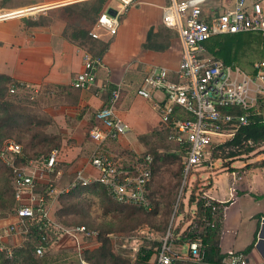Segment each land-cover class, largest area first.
Returning a JSON list of instances; mask_svg holds the SVG:
<instances>
[{"label": "built area", "instance_id": "1", "mask_svg": "<svg viewBox=\"0 0 264 264\" xmlns=\"http://www.w3.org/2000/svg\"><path fill=\"white\" fill-rule=\"evenodd\" d=\"M111 1V0H109ZM116 1L114 15L103 11L88 31L92 40L117 33L119 18L136 0ZM206 0H168L161 15L162 25L174 31L181 45V56L175 71L166 68H152L144 77L136 94L154 101L158 110L160 127L165 130L167 141L177 147L181 154V185L175 207L181 201L189 185V176L201 165H210L216 146L233 137L240 126L249 124L250 116H260L264 121V60L254 61L250 71L239 66H230L207 53L204 43L213 36L259 33L264 35V0H234L231 8L221 12H203ZM34 8L0 15V20L29 16ZM103 64L101 56L88 52L83 54L82 70L72 79L74 89L95 87L97 93L107 97L104 105L95 112L98 127L89 132L95 143L90 156V165L97 172L93 179L86 177L82 170L76 171L73 180L65 188L54 185L51 174L57 166V150L46 157L18 163L21 148L6 141L0 147V160L10 170L13 197L16 207L13 220L0 226V252L7 257L12 254L8 240L14 235L26 236L35 230L39 233L35 253L42 256L48 242V231L55 227L63 237L70 239L80 254L89 247L86 240L95 244L98 233L85 226L63 228L51 221L49 204L52 199L75 189L97 183L116 204L149 209L147 186L151 179L153 159L150 154L134 151L116 157L109 155L103 144L115 141L125 135L128 127L117 117L115 110L120 90L108 81L97 85V69ZM37 94L38 89L15 83L9 86L13 94L27 89ZM30 90V91H29ZM156 93L161 98L154 99ZM240 109V114L233 110ZM178 109V110H176ZM229 109V111H224ZM206 205L210 199L202 194ZM212 210L217 208L212 206ZM264 219L262 220V222ZM112 234H106L111 237ZM146 238L154 240L152 232ZM171 227L159 238L161 244L154 257V264H200L203 260L201 244L187 243L186 253L172 250ZM81 264H87L80 259ZM222 264H248L242 253H229Z\"/></svg>", "mask_w": 264, "mask_h": 264}, {"label": "crops", "instance_id": "2", "mask_svg": "<svg viewBox=\"0 0 264 264\" xmlns=\"http://www.w3.org/2000/svg\"><path fill=\"white\" fill-rule=\"evenodd\" d=\"M92 1L0 0V15L36 10L29 16L0 20V75L27 87L45 88L51 94L52 103L45 111L55 123L53 134L62 137L57 166L51 174L54 184L67 182L79 170L91 179L97 176L89 161L95 148L89 132L99 126L94 114L104 105L107 95L97 93L95 87L74 89L71 85L82 70L83 54H92L97 46H105L100 55L103 64L97 69V85L108 81L118 86L120 98L115 113L128 127L125 135L105 142L103 149L116 157L131 151L144 153L157 146L159 135L166 134L160 127L154 101L138 96L136 91L152 68L175 71L178 67L180 41L161 23L168 0H136L119 18L117 33L97 40L78 35L88 32L96 21L95 16L87 14ZM233 4L234 0H206L202 8L208 14ZM114 7L116 1H108L103 11ZM158 98L162 99L160 93L154 96ZM263 159L264 146L214 170L209 168L205 177L200 175L202 194L222 206L219 250L223 259L231 252L242 253L248 264H264V241L260 242L258 236L264 219V167L253 166ZM189 205L194 214L195 206ZM11 220L13 215L1 219L0 226ZM189 222L185 220L179 232ZM70 241L69 247L73 246ZM172 250L186 253L187 244L174 243Z\"/></svg>", "mask_w": 264, "mask_h": 264}, {"label": "trees", "instance_id": "3", "mask_svg": "<svg viewBox=\"0 0 264 264\" xmlns=\"http://www.w3.org/2000/svg\"><path fill=\"white\" fill-rule=\"evenodd\" d=\"M108 1L109 0H93L89 3L90 11H88L87 14L93 15L97 19V17L103 12ZM78 35H80L81 38H86L88 32H80ZM204 46L208 54L230 66H238L236 61L245 59L250 65L249 69H251V64L254 61L264 60L262 57V55H264V35L259 33L213 36L204 43ZM97 47L95 50L93 48V52L91 53L100 56L104 51L105 46L102 45ZM15 83L16 82L11 78L0 75V147L4 142L10 141V139H16L19 144L23 145L18 163L24 165L29 160L46 157L53 150H57L58 153L62 137L60 134H52L47 131V129L53 124V120L45 110L37 113L34 112V103L28 100L30 99L28 92H26L28 93L27 95H24L27 96L26 98L28 99L23 98V95H21L24 93L22 92L23 89H19L13 94L8 92L9 86ZM43 90L47 91L45 88H43ZM224 111H229V109H224ZM233 112L235 114H240L241 110L235 108ZM263 146L264 121L260 119V116L255 115L250 116L249 124L240 126L232 138L226 140L215 148L216 150L228 149L229 151L225 156V159L231 160L254 153ZM176 151H178L177 147ZM144 153L150 154L153 159L152 175L147 186L148 199L152 211L138 207H136V209L143 213L150 212V214L155 216H162L161 223H159L156 228L160 232V235H156L155 237L157 238L154 240L147 239L146 233L152 232L155 235L152 228L138 230L136 231V236L132 238L120 236L118 233H111V237H106V232L100 233L96 239V241L99 242L96 247L91 249V246H89L84 247L81 250L79 257L85 263L154 264V261L151 262V259L156 256L159 250L161 244L159 238L166 233L167 217L170 213L169 208L173 202L171 194L174 197L176 193L174 190L176 189L178 182L168 188L170 194L167 195L168 200L165 201L166 209L164 212H160V209L158 208L159 204L154 200L155 194L150 191V183L152 178H154V175L158 173V166L160 163L166 162L168 158L177 159L178 157L176 153H161L158 149L153 148L148 149ZM253 166L264 167V159L254 163ZM181 168L182 164L180 165V169ZM8 171L10 173L9 169ZM178 174L179 173H176V175ZM73 177L74 176H72L67 182H56L54 185L61 186L63 183L64 186L68 185L70 181L73 180ZM97 189H101L105 192L102 186L97 183H92L86 187L78 186L64 194L79 196L85 192H95ZM206 201L207 200L202 197L201 191L196 193V190L194 189L190 193L188 202L195 206L193 219H189L190 222L183 231H171L174 237L173 244H187L193 241H198L201 244V251L203 253V260L200 264H222L223 256L220 254L219 250L222 206L212 200L209 201V205H206ZM212 206L216 207L217 210L213 211ZM30 236L37 244L39 233L35 230H31ZM129 238L131 239L129 242L131 245H126ZM62 240L64 239L62 238L59 242H62ZM36 246L37 245L34 246V244L31 243L18 248H13L10 257H7L4 253L0 252V264H49L51 257H53L55 253L46 251L42 256H37L35 253ZM71 248H75L74 244ZM247 250H249V248H247L246 251ZM125 251L127 253L131 251L129 253L130 257L125 255L127 254ZM80 259H77L78 263H80ZM61 264H72V261L68 263L64 261V263Z\"/></svg>", "mask_w": 264, "mask_h": 264}, {"label": "rangeland", "instance_id": "4", "mask_svg": "<svg viewBox=\"0 0 264 264\" xmlns=\"http://www.w3.org/2000/svg\"><path fill=\"white\" fill-rule=\"evenodd\" d=\"M262 57L264 58V55H262ZM248 60L250 62L249 57ZM236 63L243 70H250V65L247 60L242 59L240 61H236ZM37 89V94L32 95L29 92V94L26 92H24L26 94H21L23 95V98L27 97L24 95H29L30 99H26L34 103L33 110L35 113L46 110L52 103L51 94L48 93V91L40 88ZM54 125L55 123L53 122V124L47 129L49 133L53 134L52 131L54 129ZM166 136L167 134H161V136L159 135L157 138V148L155 147L153 149H158L161 153H176L178 158H168L166 162L160 163L158 166V173L154 175V178H152L150 183V191L155 194L154 200L159 204L158 208L160 209V212H164L166 209L165 201L168 200L167 195L170 194L168 188L178 182L176 189H173L176 192L174 197L171 194L173 202L169 208L170 213L167 217L166 226V231L169 227H171V231L176 232L177 230L180 231L182 227L185 226V220L193 219V214L191 213L192 211L189 210L190 205L188 204L190 193L194 189L196 190V193H199L200 189L203 188L201 184L203 183L202 177H205V173H207L205 171H209V168L214 170L221 166L222 163H227L229 161V159H225L229 150H216L215 148L211 156V160L214 165H201L197 168L196 172L190 174L188 179V188L185 190V193L181 198V202H179L177 207H175L179 187L182 181L180 165L182 164L183 158L179 152L176 151V147L171 142L167 141ZM10 141L18 144L20 148L23 147V145L19 144L16 139H10ZM176 173L179 174L176 175ZM200 175H202V177ZM208 181L209 179L204 182L207 183ZM66 186L67 185L64 186L63 183L60 188H65ZM12 192L11 175L4 163L0 160V220L5 218L7 219L14 213L16 202ZM49 209L53 224L56 223L65 229L85 226L90 230L96 231L98 234L104 232L107 234L118 233L120 236L132 238L136 236V231L152 228L155 236L158 234L160 235V232L156 228L158 227L157 225L161 223L162 216L150 214L149 211H152V207L147 209L149 210V213H143L137 210L136 207L134 209L132 206L118 205L114 203L101 189H97L95 192H85L79 196L61 194L59 197H55L50 201ZM174 227L177 228L174 229ZM61 235L63 234L55 230V227L48 231V245L45 252L49 251L50 253H55L54 256L51 257L49 264H61L64 263V261L66 263L72 261V264H81L77 261V259H80V254L77 253L75 248H71L67 245L70 240L63 237L64 240L59 242L62 239ZM86 241L87 245L91 244V249L97 245L93 241ZM130 241L131 239L129 238L126 245H131L129 243ZM8 242L13 248H18L31 243L34 244V246L37 245L34 239L31 238L30 234L26 236L14 235L9 238ZM96 242L99 243L98 241ZM129 253L125 255L128 257Z\"/></svg>", "mask_w": 264, "mask_h": 264}, {"label": "water", "instance_id": "5", "mask_svg": "<svg viewBox=\"0 0 264 264\" xmlns=\"http://www.w3.org/2000/svg\"><path fill=\"white\" fill-rule=\"evenodd\" d=\"M107 13H108L109 15H114V11H113L112 9H108V10H107ZM258 236H259V240H260V242H261V241H264V221L262 222V225H261V228H260V231H259Z\"/></svg>", "mask_w": 264, "mask_h": 264}]
</instances>
